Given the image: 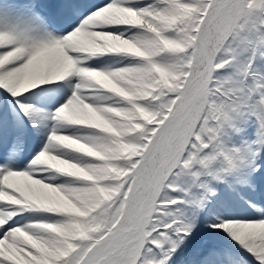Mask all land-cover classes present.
I'll use <instances>...</instances> for the list:
<instances>
[{"label": "snow or ice", "instance_id": "obj_1", "mask_svg": "<svg viewBox=\"0 0 264 264\" xmlns=\"http://www.w3.org/2000/svg\"><path fill=\"white\" fill-rule=\"evenodd\" d=\"M0 99V264H264V0H0Z\"/></svg>", "mask_w": 264, "mask_h": 264}, {"label": "bare ground", "instance_id": "obj_2", "mask_svg": "<svg viewBox=\"0 0 264 264\" xmlns=\"http://www.w3.org/2000/svg\"><path fill=\"white\" fill-rule=\"evenodd\" d=\"M235 191L238 192L239 195H236ZM221 192L224 194L225 199H228V209L230 211H227L226 214L233 215V216H239L241 211L244 213H241L240 216H247L250 215L251 213H248V211H244L240 207L243 206H249L251 203L255 202V200L252 198V194L247 193L245 191V187L237 186L233 191H229L225 189L224 187L222 188ZM238 203L239 207H236L235 204ZM207 227V225H205ZM197 235H199V238L197 240H202L207 243H211V245L214 247L217 244H222L224 248L229 250L231 252V255L233 258H237L244 264H255V261L251 259L246 253H244L241 249H239L238 245L233 244L232 241H230L226 235L222 233H217L214 235L209 236L205 232H200ZM199 250H194V251H187L183 252L182 259H179V264H192V261L199 260Z\"/></svg>", "mask_w": 264, "mask_h": 264}, {"label": "rangeland", "instance_id": "obj_3", "mask_svg": "<svg viewBox=\"0 0 264 264\" xmlns=\"http://www.w3.org/2000/svg\"><path fill=\"white\" fill-rule=\"evenodd\" d=\"M232 139H236V140H232V141H233V142H235V143H237V142H238L237 140H240V138H239V137H233ZM221 188H223V187H221ZM193 194H195V192H194Z\"/></svg>", "mask_w": 264, "mask_h": 264}]
</instances>
